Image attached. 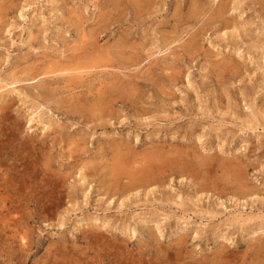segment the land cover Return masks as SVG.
I'll list each match as a JSON object with an SVG mask.
<instances>
[{
    "label": "rangeland",
    "instance_id": "obj_1",
    "mask_svg": "<svg viewBox=\"0 0 264 264\" xmlns=\"http://www.w3.org/2000/svg\"><path fill=\"white\" fill-rule=\"evenodd\" d=\"M0 264H264V0H0Z\"/></svg>",
    "mask_w": 264,
    "mask_h": 264
},
{
    "label": "bare ground",
    "instance_id": "obj_2",
    "mask_svg": "<svg viewBox=\"0 0 264 264\" xmlns=\"http://www.w3.org/2000/svg\"><path fill=\"white\" fill-rule=\"evenodd\" d=\"M127 1V0H126ZM146 1H139V4L137 5V8H138V12H142V11H144V9H145V6L148 4V3H145ZM118 3V2H117ZM123 3H124V1H123ZM151 6V5H150ZM149 8V7H148ZM140 10V11H139ZM149 10V9H148ZM151 10V9H150ZM136 12V11H135ZM147 12H149V11H147ZM23 20V19H22ZM103 25V24H102ZM101 34V33H100ZM97 39V38H96ZM99 39V38H98ZM88 43V42H87ZM89 44V43H88ZM90 49V48H89ZM83 51V50H82ZM109 53V52H108ZM138 54V53H137ZM82 55V54H81ZM74 56V55H73ZM78 56V55H77ZM90 56V55H89ZM100 56V55H99ZM71 57V56H70ZM69 57V58H70ZM79 57V56H78ZM78 57H76V58H74V60H78ZM83 57V56H82ZM97 57V56H96ZM103 57V56H102ZM80 58V57H79ZM67 59V58H66ZM82 59V58H81ZM85 59V58H84ZM83 59V60H84ZM65 60V59H64ZM71 60V59H70ZM76 60V61H77ZM78 62H79V60H78ZM67 63V62H66ZM71 63H73V60L71 61ZM70 63V64H71ZM75 63V62H74ZM88 63V62H87ZM103 63H104V61H103ZM70 64H62L60 67H59V69H55L54 70V68H53V70H51V71H47L48 72V74H55L57 71H60V72H65V73H74V74H76V73H79L82 69L81 68H84L85 69V65L82 63L81 64V66H76L75 64H72V65H70ZM103 65V64H102ZM53 67V66H52ZM94 68V67H93ZM81 69V70H80ZM48 70V69H47ZM86 70V69H85ZM234 72V71H233ZM21 76V75H20ZM67 76V75H66ZM75 76H78V75H75ZM85 76V75H84ZM75 78L76 77H74V78H72L71 79V81H74L75 80ZM84 78V77H83ZM69 80V79H68ZM77 80V79H76ZM85 80V79H84ZM76 82V81H75ZM81 82V81H80ZM83 82V81H82ZM72 83V82H71ZM75 84V83H74ZM76 84H80L79 82L78 83H76ZM79 87H80V85H78ZM90 89V88H89ZM79 90V89H78ZM111 93H112V90H111ZM103 94V93H102ZM108 94V93H107ZM106 94V95H107ZM110 94V93H109ZM111 96V95H110ZM117 96V95H116ZM102 99V98H101ZM113 99V98H112ZM102 103V102H101ZM101 103H100V105H101ZM112 104V103H111ZM79 106V105H78ZM101 107V106H100ZM9 108V107H8ZM77 108V107H76ZM79 108V107H78ZM85 108V107H84ZM97 109V108H96ZM109 109V108H108ZM80 110H81V108H80ZM78 112V111H77ZM104 112V111H103ZM8 114V113H7ZM161 150V149H160ZM161 154V153H160ZM155 157V156H154ZM152 158V157H151ZM157 159V158H156ZM118 161V160H117ZM120 165V164H119ZM155 166V165H154ZM186 166V165H185ZM186 168V167H185ZM123 169V168H122ZM147 172V171H146ZM237 175V174H236ZM240 175H241V172H240ZM144 176V175H143ZM151 176V175H150ZM142 177V176H141ZM148 177V176H147ZM139 178V177H138ZM142 180V179H141ZM218 186V185H217ZM212 187H214V186H212Z\"/></svg>",
    "mask_w": 264,
    "mask_h": 264
}]
</instances>
